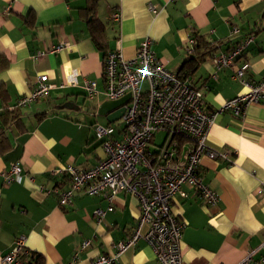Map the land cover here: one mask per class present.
<instances>
[{
	"label": "crops",
	"instance_id": "crops-1",
	"mask_svg": "<svg viewBox=\"0 0 264 264\" xmlns=\"http://www.w3.org/2000/svg\"><path fill=\"white\" fill-rule=\"evenodd\" d=\"M117 11L120 22L112 19ZM91 16L104 25L108 46L103 52L96 49L88 31ZM232 27L239 29L237 39L252 35L253 43L231 67L216 69L212 57L233 49ZM193 34L216 46L214 55L187 75L194 88L206 87L202 104L207 111L245 92L235 77L243 62L249 65L245 78L259 80L264 75V0H0V53L8 62L0 84L8 107L28 95L41 76L51 85L74 76L78 84L54 88L21 109L22 128L12 126L8 131L12 147L0 156V264H5L2 259L19 236L25 237V247L34 256L32 264H65L85 240L90 246L78 253L76 264H91L110 256L114 245L137 228L139 203L132 195L117 193L112 211L97 221L94 211L108 208L106 198L78 193L71 206L62 207L53 190L65 189L69 178L50 172L68 165L85 170L103 157L93 126H106L96 120L97 109L106 99L102 95L88 99L81 86L86 78L103 90L102 59L116 48L117 40L123 58L131 59L139 44L150 39L155 57L178 73L189 57ZM59 43L68 46L47 52ZM86 100H90L89 110ZM205 144L217 154H226L227 160L201 157L199 171L216 195L215 203L190 191L187 198L177 196L171 201L173 214L184 224L182 263L236 264L250 251H254L252 260L258 261L264 236V193L258 192L264 187V98L247 106L243 117L231 112L218 115ZM13 165L20 173L7 182ZM116 264L157 262L152 247L141 239Z\"/></svg>",
	"mask_w": 264,
	"mask_h": 264
},
{
	"label": "built area",
	"instance_id": "built-area-1",
	"mask_svg": "<svg viewBox=\"0 0 264 264\" xmlns=\"http://www.w3.org/2000/svg\"><path fill=\"white\" fill-rule=\"evenodd\" d=\"M148 8L156 14L154 7L148 5ZM112 19L120 22L119 11L112 15ZM238 34L239 29L232 27L230 37L235 41L233 49L221 51L212 57L216 69L231 67L253 43L252 35L237 39ZM193 44L194 41L190 39L187 47L189 53ZM67 46L66 43H59L51 46L47 52L56 53ZM248 68V63L243 62L235 73L245 92L214 111H207L203 107L202 96L206 87L194 88L187 76H179L168 70L155 57L148 38L139 44L131 59L123 58L119 40L114 50L105 53L102 59V91L97 90L94 81L83 79L81 89L88 99L102 95L107 101H115L129 95L120 117L123 127L117 138L110 126L95 124L94 137L103 150V157L96 165L85 170L68 165L51 171V176L66 175L69 178L65 189L56 188L53 193L62 207L71 206L78 193L104 196L110 205L106 210L94 211L97 221L106 212L112 211L111 202L119 192L132 195L139 203L137 228L124 241L114 245L110 256L98 257L91 264H116L119 256L141 239L152 247L157 264H183L180 242L184 224L173 214L171 201L177 196L187 198V191H190L192 196L209 204L216 202V195L203 183L199 171L201 157L207 155L227 160L226 154L207 149L205 141L210 127L216 117L224 112L243 117L247 106L257 104L264 98V75L259 80L245 78ZM211 78L215 79V75H211ZM65 87H78L74 76L59 85L48 84L41 76L32 91L17 98L9 109L21 110L46 97L50 90ZM160 132L164 134L162 143L155 145L151 151L148 147L153 145L156 134ZM19 173L20 168L13 165L5 180L10 182ZM258 192L264 193V187ZM144 226L146 230L142 232ZM89 246L90 241H83L79 251L65 264H76L78 253ZM258 249L262 254L258 261L252 260L254 251H250L236 264H264V236ZM31 260L32 256L25 247V237L19 236L2 262L32 264Z\"/></svg>",
	"mask_w": 264,
	"mask_h": 264
},
{
	"label": "trees",
	"instance_id": "trees-1",
	"mask_svg": "<svg viewBox=\"0 0 264 264\" xmlns=\"http://www.w3.org/2000/svg\"><path fill=\"white\" fill-rule=\"evenodd\" d=\"M94 8L95 1L90 4L89 10L93 11ZM87 25L91 40L96 49L101 52L105 51L108 45L104 25L93 16H91ZM191 39L194 41V44L189 57L182 63L177 73L179 76H187L194 73L205 59L214 55L216 50L215 44L207 41L204 36L193 34L191 35ZM7 66L8 62L5 56L0 53V73ZM21 116L20 109H9L5 88L0 84V156L11 149L12 145L8 137V131L11 130L12 126L22 128L20 123ZM39 117H43V115Z\"/></svg>",
	"mask_w": 264,
	"mask_h": 264
},
{
	"label": "water",
	"instance_id": "water-1",
	"mask_svg": "<svg viewBox=\"0 0 264 264\" xmlns=\"http://www.w3.org/2000/svg\"><path fill=\"white\" fill-rule=\"evenodd\" d=\"M129 95L115 101H104L97 109V115L106 118L108 123H113L120 119L124 111L123 105L127 103Z\"/></svg>",
	"mask_w": 264,
	"mask_h": 264
},
{
	"label": "rangeland",
	"instance_id": "rangeland-1",
	"mask_svg": "<svg viewBox=\"0 0 264 264\" xmlns=\"http://www.w3.org/2000/svg\"><path fill=\"white\" fill-rule=\"evenodd\" d=\"M141 89L142 90L144 89V85L141 86ZM85 102H86L87 110H89L91 108L90 107V100H86ZM96 120L100 124H103V125H106V126H110V128L116 133H118L120 130H122V127H123V122H122L121 119H119V120H117V121H115L113 123H110V124H107L106 118L103 117V116H97ZM117 138H119L118 135H117ZM163 138H164V134L163 133H161V132L157 133L156 136H155V139L153 141V145H150L148 148L151 151H153L155 149V145H161Z\"/></svg>",
	"mask_w": 264,
	"mask_h": 264
}]
</instances>
